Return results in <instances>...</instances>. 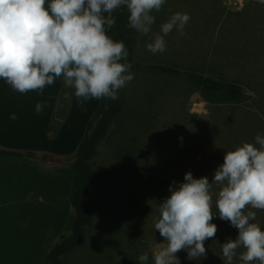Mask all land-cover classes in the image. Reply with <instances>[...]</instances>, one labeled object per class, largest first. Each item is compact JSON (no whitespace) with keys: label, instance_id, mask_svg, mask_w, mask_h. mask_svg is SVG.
Returning a JSON list of instances; mask_svg holds the SVG:
<instances>
[{"label":"rangeland","instance_id":"1","mask_svg":"<svg viewBox=\"0 0 264 264\" xmlns=\"http://www.w3.org/2000/svg\"><path fill=\"white\" fill-rule=\"evenodd\" d=\"M176 12L191 17L186 35L173 30L165 36L166 51L151 53L147 44ZM153 15L151 35L135 31L134 79L121 89L123 113L99 146L94 164L112 170L130 166L177 184L191 171L194 178L207 176L211 182L226 151L254 143L257 134L264 136V4L166 0ZM151 65L238 83L245 97L238 104L210 103L187 77L158 73L148 68ZM67 103L62 97L61 112ZM93 187L87 201L93 221L85 240L62 264H127L125 257L140 262L138 257L145 252L153 264L151 250L163 242L154 228L158 204L170 196L169 190L118 174ZM213 191L218 189L214 186ZM256 211L255 222L264 228V211ZM68 216L73 219L71 207ZM211 223L218 230L205 242L207 256L188 260L180 251L181 264H224L221 244L235 239L238 229L221 220L218 211Z\"/></svg>","mask_w":264,"mask_h":264},{"label":"clouds","instance_id":"2","mask_svg":"<svg viewBox=\"0 0 264 264\" xmlns=\"http://www.w3.org/2000/svg\"><path fill=\"white\" fill-rule=\"evenodd\" d=\"M166 0H0V79L21 94L53 85L60 79L64 88L74 90L81 107L85 101L118 99L119 90L134 79L129 50L108 32L112 14L126 8L128 27L149 36ZM264 4V0H258ZM191 19L176 12L152 36L147 49L153 54L166 51L165 36L176 30L185 36ZM162 33V34H161ZM66 101L72 94L64 92ZM37 103L36 112L44 110ZM16 120L13 113L10 117ZM214 186L218 191H213ZM170 196L158 204L155 231L163 242L151 250L153 264H181L180 251L188 260L207 256L205 242L214 239L219 218L238 229L235 239L221 244L224 264H264V228L255 222L264 211V136L226 151L224 162L207 176L194 178L191 171L184 182L173 183ZM215 197V199H214ZM242 249V251H241ZM149 264V253L138 257Z\"/></svg>","mask_w":264,"mask_h":264},{"label":"crops","instance_id":"3","mask_svg":"<svg viewBox=\"0 0 264 264\" xmlns=\"http://www.w3.org/2000/svg\"><path fill=\"white\" fill-rule=\"evenodd\" d=\"M62 85L57 79L42 94L40 90L21 94L0 79V147L73 157L101 99H89L81 107L72 90L68 115L51 138L49 128L60 108ZM37 103L45 105L43 112H36ZM13 113L16 120L10 118ZM74 180L67 167L0 157V264H43L51 246L72 229L68 213Z\"/></svg>","mask_w":264,"mask_h":264},{"label":"trees","instance_id":"4","mask_svg":"<svg viewBox=\"0 0 264 264\" xmlns=\"http://www.w3.org/2000/svg\"><path fill=\"white\" fill-rule=\"evenodd\" d=\"M115 23L108 32L115 40L123 41L129 50L128 62H135V30L128 27V15L126 8H121L112 14ZM150 70L166 75H182L195 86L206 101L213 104H238L245 97V91L241 85L235 82L220 80L208 77L195 72H180L177 69L163 66L151 65ZM71 94L72 89H66L62 85L60 98L64 97V92ZM70 108V102L67 103L65 112H61V104L58 113H55L49 128L51 138H55L59 133L62 123L66 119ZM123 113V100L121 89L118 93V99H101L100 106L96 113L92 115L84 138L76 150V154L71 158H61L49 154H38L32 152L11 151L0 147V157H16L35 160L43 164L67 167L75 175L73 191L70 198V206L73 215L72 229L69 234L61 235L58 241L52 245L43 264H62L64 257L77 249L85 240L87 228L93 221V212L89 208L87 201L90 198L96 181L103 179L111 174L126 176L134 181L145 183H156L162 188L169 190L174 181L157 177L149 173L133 169L130 166H119L112 170L107 167H97L94 160L98 156V149L103 143L111 129ZM61 117H59V116ZM176 183V182H175ZM177 184V183H176ZM127 264H141L140 262L124 258Z\"/></svg>","mask_w":264,"mask_h":264},{"label":"bare ground","instance_id":"5","mask_svg":"<svg viewBox=\"0 0 264 264\" xmlns=\"http://www.w3.org/2000/svg\"><path fill=\"white\" fill-rule=\"evenodd\" d=\"M68 179V178H67ZM68 180H66V182H67ZM70 181V180H69ZM62 184H64V182L62 183ZM61 186V185H60ZM62 187V186H61Z\"/></svg>","mask_w":264,"mask_h":264}]
</instances>
